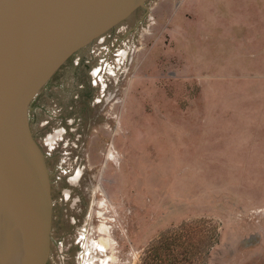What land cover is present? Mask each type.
Wrapping results in <instances>:
<instances>
[{"label":"rangeland","instance_id":"rangeland-1","mask_svg":"<svg viewBox=\"0 0 264 264\" xmlns=\"http://www.w3.org/2000/svg\"><path fill=\"white\" fill-rule=\"evenodd\" d=\"M26 118L46 264H264V0H144Z\"/></svg>","mask_w":264,"mask_h":264},{"label":"water","instance_id":"water-1","mask_svg":"<svg viewBox=\"0 0 264 264\" xmlns=\"http://www.w3.org/2000/svg\"><path fill=\"white\" fill-rule=\"evenodd\" d=\"M143 1L0 0V264H46L49 253L47 171L27 128L29 101L69 56Z\"/></svg>","mask_w":264,"mask_h":264},{"label":"bare ground","instance_id":"bare-ground-1","mask_svg":"<svg viewBox=\"0 0 264 264\" xmlns=\"http://www.w3.org/2000/svg\"><path fill=\"white\" fill-rule=\"evenodd\" d=\"M2 11H4V9L2 10V7L0 6V14L3 13ZM27 143H28V146H29L30 150H31L32 153H33V156H34V158H35L36 164H37V166H38V168H39V170H40V172H41L42 181H43V183H44V179H43V175H42V169H41V166H40V162H39L38 156H37V154L35 153V151L33 150L32 146L30 145L28 138H27ZM86 233H87V232H86ZM93 246H95V248H96L98 251H100L101 253L107 249V245H106V243H104V242H100V243H98V242L95 243V242H94V243H93ZM97 254H98V253H97ZM110 259H111V258H110L109 256L105 257V259L103 260V263L105 264V263L108 262ZM100 261H101V259H100ZM101 263H102V262H101Z\"/></svg>","mask_w":264,"mask_h":264}]
</instances>
